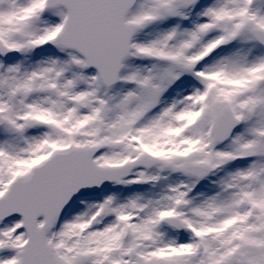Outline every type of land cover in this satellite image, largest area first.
<instances>
[{
    "label": "snow or ice",
    "instance_id": "obj_1",
    "mask_svg": "<svg viewBox=\"0 0 264 264\" xmlns=\"http://www.w3.org/2000/svg\"><path fill=\"white\" fill-rule=\"evenodd\" d=\"M0 264H264V0H0Z\"/></svg>",
    "mask_w": 264,
    "mask_h": 264
}]
</instances>
